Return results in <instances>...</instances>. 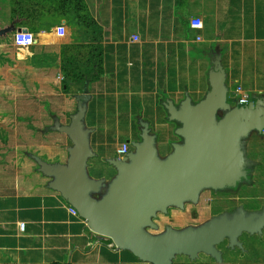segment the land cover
<instances>
[{
  "label": "crops",
  "instance_id": "crops-1",
  "mask_svg": "<svg viewBox=\"0 0 264 264\" xmlns=\"http://www.w3.org/2000/svg\"><path fill=\"white\" fill-rule=\"evenodd\" d=\"M62 1L19 0L10 25L2 13L5 28L25 29L34 42L19 47L10 32L0 35V113L22 123L8 128L15 137L0 153V264L135 263L129 252L92 233L48 188L49 179L31 156L42 159L34 150L54 152L64 163L69 145L44 148V111L65 124L64 112L50 103L63 100L72 115L85 86L90 97L84 124L95 153L88 175L111 180L116 171L107 160L117 156L122 143L139 141L144 124L162 139L177 128L167 120L165 101L178 105L185 97L192 103L204 98L213 55L220 56L228 95L241 87L251 99L264 98V0H82L83 23L74 10L66 18L62 14L68 11L54 10ZM194 18L201 21L200 30L190 28ZM64 64L78 79L63 78ZM161 140L157 149L165 157L171 146ZM104 164L111 170L103 175Z\"/></svg>",
  "mask_w": 264,
  "mask_h": 264
},
{
  "label": "water",
  "instance_id": "water-1",
  "mask_svg": "<svg viewBox=\"0 0 264 264\" xmlns=\"http://www.w3.org/2000/svg\"><path fill=\"white\" fill-rule=\"evenodd\" d=\"M0 30V35L10 32ZM22 31H27L23 29ZM226 74L220 56L211 59L209 91L192 103L185 97L178 105L165 101L167 120L175 123L171 152L160 157L156 135L148 125L140 129L139 141L123 157L107 160L116 174L106 182L88 175V161L95 157L90 147L91 131L84 116L89 95L84 86L75 97L76 111L68 124L54 118L51 131L64 134L71 145L64 163L50 164L33 157L39 172L49 179L48 188L59 193L96 236L107 238L120 251L129 252L146 264H171L175 256L195 260L200 253L221 263L215 246L224 238L230 245L242 232L258 234L264 228V213L244 212L213 218L196 227L175 230L167 227L161 234L152 222L157 212L169 207L196 204L206 189L222 191L236 188L247 180L248 161L243 143L251 133L264 130V98L253 97L247 105H231L227 100Z\"/></svg>",
  "mask_w": 264,
  "mask_h": 264
},
{
  "label": "rangeland",
  "instance_id": "rangeland-1",
  "mask_svg": "<svg viewBox=\"0 0 264 264\" xmlns=\"http://www.w3.org/2000/svg\"><path fill=\"white\" fill-rule=\"evenodd\" d=\"M18 2L19 0H0V19H1L0 29L4 28L7 30V28H5V25L11 21L10 16L16 18V16L18 15V12L16 10H18L19 8L14 7L15 6L14 4ZM55 4H58V3H55ZM31 5H33L32 7H35V3H32ZM3 12L9 15V17H6L7 19L5 20L6 24H2V13ZM62 16L63 17L65 16L66 18L67 16L70 17V14L69 15L62 14ZM8 25H10V23ZM14 34L15 33L10 32V35L14 36ZM7 37L9 38L10 36H7ZM8 38L5 37L6 40H8ZM59 92H62L61 87L59 88ZM228 101L230 102L231 105H234V102L232 101V99H229ZM47 105H49V103H47ZM50 106L53 110L64 112V116H63L64 122L65 124L69 123L70 113H66L67 112L66 105L64 104L63 100H59L55 104L54 107L50 103ZM49 111L51 112L50 108H49ZM49 115L51 114L46 113L44 111L43 124H42V132L44 134V138H43L44 148L46 147L45 145H48V144H53L56 146H64V144H66L65 142H67V145L70 146V141L68 139L64 140L63 135H58L57 133L51 134V136L53 137H50V135H48V133L51 132L50 127L53 125V121H54V118H50ZM11 116H10V113H4L3 115H1L0 113V153L5 151L6 149L9 150L10 148L9 146H11L12 144V142L10 143V138H12V141H13V138L15 137V135H13L12 137L9 134H7L8 128L11 127V130L13 131V129L16 126L17 127L22 126L21 122H18V120H14L13 117ZM58 121L61 123L59 119ZM171 132H172L171 136L167 137V139L165 138L162 139L163 135H160V136L157 135L156 139H160V140L162 139L161 141L165 140L167 144H170V145L174 140H176L174 142H179V138L174 135V130H172ZM18 136L21 140L24 137L22 133H20ZM243 148H244L245 157L247 161L250 163L252 169L250 171L249 181L239 186L235 194L232 195L234 199L232 203L234 204V207L241 205V207L243 206L249 211L260 210L264 206V135L257 136L254 133H251L248 139L244 141ZM34 151H37L38 153L37 155L42 157V159L40 158L41 160L47 163H50V164L58 163L57 161L59 159L56 158V156L58 157L57 153H54V152L47 153L45 151L40 153L38 150H34ZM47 156L51 158H56V159L47 158ZM31 157L33 158L36 156H31ZM107 167L108 166H106L105 164L104 166L99 167V170L101 171L100 174L103 173L104 175V174L110 173L111 167L110 166H109L110 168H107ZM205 197L206 196L204 195L203 198H201L202 203L199 204L198 206H195V207L186 206L183 213H180L177 210H171L170 217H169L170 218L169 224H171L172 226L174 225V227L176 228L184 229L186 227H196L200 223H203L204 221L209 219L210 215L213 213V210L210 208V206L205 207V205L203 204ZM217 200L218 202L216 206H218V209L226 205V202H224L221 195H218ZM158 224H160L159 226L160 228L157 231H153V232L149 231V233H151L152 235L162 233L163 227L161 226V222H159ZM103 239L107 244H111V241L109 239L107 238H103ZM127 254L129 253H126V255ZM173 262L182 263V264H215L209 258H207L205 255H202V254H200L193 261H190L189 258L186 256L178 255V256H175ZM122 263L123 262L118 263V264H122ZM223 263L224 264H264V233L261 236H253L251 238L244 239V248L235 250L234 254L226 255L225 258L223 259ZM130 264H146V263L137 261L135 263H130Z\"/></svg>",
  "mask_w": 264,
  "mask_h": 264
},
{
  "label": "flooded vegetation",
  "instance_id": "flooded-vegetation-1",
  "mask_svg": "<svg viewBox=\"0 0 264 264\" xmlns=\"http://www.w3.org/2000/svg\"><path fill=\"white\" fill-rule=\"evenodd\" d=\"M156 141L158 142V139H156ZM157 142H156V146H157ZM245 169L247 171L248 179L247 180H242L237 185L236 188L225 189V190H222V191H213V190H210V189L203 190L199 194L198 201H197L196 204H193V203H190V202L189 203H184L182 208L169 207V208H167L166 213L157 212L155 217L152 219V222L156 226V229L148 228L147 230L150 231V232L157 231L160 228L159 227L160 224H158L159 222H161V226L163 227V232L166 230L167 227H171V228H173L175 230H181L182 228H176V227H174V225L172 226L171 224H169V222H170V218H169L170 217V211L171 210H177L178 212L183 213L185 208H186V206H194V207L198 206L199 204L202 203L201 198H203L204 195L206 197L204 198L205 200H204L203 204L205 205V207L210 206V208L213 210V213L210 215L209 219H207L203 223H200L199 225L204 224L205 222H207V221H209V220H211L213 218H219V217L224 216V215H226L228 217V219H229L232 215L238 214V213H242V212H244L245 215H249L251 213H259V214L264 213V206L260 210H251V211H249L246 208H244L243 206L241 207V205L237 206V207H234V204L232 203V201L234 200L232 195L235 194V192L237 191L239 186H241L242 184H245L246 182L249 181L250 171L252 169V167H251L249 162L247 163ZM218 195H221L223 200H224V202H226V205H224V207H221L219 209H218V206H216V204L218 202V200H217L218 199ZM263 233H264V228H262L261 232L258 233V234H250L248 232H242L237 238V242L240 245H237V244L235 245L234 244L233 246L230 245L229 238H224L219 244H217L215 246V250L217 251V253L219 254V257L221 259V263H217L214 258H212V257H210V256H208L206 254H203V253H200V254L205 255L207 258H209L215 264H224L223 263V259L225 258L226 255L234 254L235 250H239V249H243L244 248V239L251 238L253 236H261ZM159 234H161V233H159ZM171 264H182V263H175V262L172 261Z\"/></svg>",
  "mask_w": 264,
  "mask_h": 264
},
{
  "label": "built area",
  "instance_id": "built-area-1",
  "mask_svg": "<svg viewBox=\"0 0 264 264\" xmlns=\"http://www.w3.org/2000/svg\"><path fill=\"white\" fill-rule=\"evenodd\" d=\"M189 26L193 30H200L202 27V23L199 19L194 18L190 21ZM58 33L60 35H63V30L61 27H59ZM33 42H34L33 34L28 32V31H22V30L16 31L14 36H13V43L19 47H26V46L32 45ZM229 99H232L234 104L238 105V106L247 105L251 100L250 96L247 93H245L241 89V87H236L232 92H230V95L227 94V100H229ZM261 134L264 135V130L261 132ZM129 151H130V145L128 143H122L119 146V148H117V151H116L117 157L123 158ZM69 211L71 214L78 216L77 212L72 207L70 208ZM18 229H19V231H23L24 230V224L19 223Z\"/></svg>",
  "mask_w": 264,
  "mask_h": 264
},
{
  "label": "trees",
  "instance_id": "trees-1",
  "mask_svg": "<svg viewBox=\"0 0 264 264\" xmlns=\"http://www.w3.org/2000/svg\"><path fill=\"white\" fill-rule=\"evenodd\" d=\"M81 1L82 0H72L73 6H71V3L66 4V0H63L61 3H59L58 5H54V10L55 11H65L70 14V10H74V14L76 19L80 22L83 23V16L81 14H79V12L81 11ZM70 63V61H69ZM70 66V65H68ZM62 70H63V78L64 79H70V77L72 79H78L79 76H77L75 73H73L72 75H70V68L67 67V65H63L62 66ZM81 79V78H80ZM138 260L134 258V262H137ZM52 264H63V263H52ZM64 264H70V263H64ZM113 264H118V263H113ZM122 264H127V263H122ZM130 264V263H128Z\"/></svg>",
  "mask_w": 264,
  "mask_h": 264
}]
</instances>
